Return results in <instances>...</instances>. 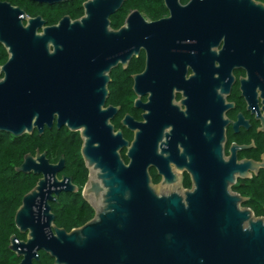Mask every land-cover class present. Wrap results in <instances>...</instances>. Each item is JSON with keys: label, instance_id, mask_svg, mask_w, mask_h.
<instances>
[{"label": "water", "instance_id": "95a60500", "mask_svg": "<svg viewBox=\"0 0 264 264\" xmlns=\"http://www.w3.org/2000/svg\"><path fill=\"white\" fill-rule=\"evenodd\" d=\"M125 1L85 0L81 17L65 15L51 26H44L40 15L28 17L0 1V42L10 53L0 80V131L43 134L56 122L80 132L89 170L82 195L95 211L70 231L56 225L51 202L79 186L71 176L59 177L64 155L54 163L47 151L29 152L16 170L40 178L15 214L16 227L27 238L13 234L9 248L22 257L19 264H34L41 250L54 264H264V216L230 190L235 173L244 178L249 169L264 170V156L259 162L225 159L224 135L205 132L200 119L179 117L173 102L191 59L183 50L214 45L225 32L264 66V3L164 0L169 17L148 21L134 9L114 29L110 17ZM142 50L146 67L133 75V89L143 120L128 113L121 121L134 133L130 141L112 123L120 106L105 105L112 70L119 64L126 69ZM172 162L192 170L193 190L166 193L154 184L152 167L164 173L163 183L176 178Z\"/></svg>", "mask_w": 264, "mask_h": 264}, {"label": "flooded vegetation", "instance_id": "af4514ba", "mask_svg": "<svg viewBox=\"0 0 264 264\" xmlns=\"http://www.w3.org/2000/svg\"><path fill=\"white\" fill-rule=\"evenodd\" d=\"M0 1L10 2L13 6L20 7L25 11L28 17L42 16L46 21L44 26L57 24L65 15L70 16V14L67 13L61 14L56 21L49 23L47 18H45L40 12L33 15L26 8L14 4L9 0ZM162 1L167 9V13L157 19H151L142 13L148 21H155L170 16V11L166 6L165 1ZM180 1L182 4H187L190 0H187L186 2H184V0ZM256 1L260 2V0ZM37 3H39V5H44V3ZM21 17L24 18V15H21ZM125 21L120 27L125 24ZM23 22L25 25L27 24L26 20ZM120 27L114 29H119ZM40 31H42V29H40ZM191 43H193V41H187V45H190ZM183 53L185 55H190L191 59L185 62L186 79L177 83L183 85L175 87L174 90L175 98L173 102L180 113L179 117L200 119L202 122V128L205 132L215 133L217 135L223 134L225 139L222 146L225 159H229L234 155L237 163L245 160L253 162L261 161L264 156V66L258 67L253 61L251 51L249 49H244L237 41L235 35L226 32L221 35L219 41L214 45H206L203 48H185ZM141 56L143 57L141 68L136 73L142 72L146 67L147 54L145 50H142L139 56L134 57ZM9 58L10 53L8 52V49L0 42V80L5 77L2 66L9 60ZM128 67L125 69L122 64H119L113 70L123 69L124 71H127ZM136 73L131 75L132 80L133 75ZM191 78L198 79L194 80ZM110 94L105 107L110 105L120 106L118 113L112 119V123L114 124V120L116 119H120L121 123L125 115L131 113L123 111L120 104L109 102ZM136 98L137 95L134 92L132 106L134 113L138 116L136 117L134 114L131 115L136 120H143L144 110L134 106ZM141 100L146 102L148 96H141ZM54 127L57 129H68L66 126L58 128L56 122L52 128ZM123 128L127 129L123 125L122 128L118 129L123 130ZM68 130L71 131L70 129ZM173 130V125L166 128V131L169 133ZM72 132L80 134L78 131ZM132 134L134 136L133 132ZM169 138H171V135H169ZM132 139L129 140L132 141ZM163 147L167 149L170 146L169 144L164 143ZM180 148L183 149L181 145ZM123 152L126 153V149L122 151V153ZM171 169L176 175V178L170 183H163L165 179L164 173L160 174V169L158 167H152L150 172L154 184L166 193H183L186 190L194 189L195 185L192 170H189L186 167L180 169L173 162L171 163ZM262 170L263 169H260L259 172L256 173L255 170L249 169L248 173L250 176L244 178L239 176V173H235L236 181L230 186L231 192L240 194L245 198V201H247L250 198V196L246 194L247 186L255 177L260 175ZM63 171L64 169L59 172L60 178L65 175Z\"/></svg>", "mask_w": 264, "mask_h": 264}, {"label": "trees", "instance_id": "16d2710c", "mask_svg": "<svg viewBox=\"0 0 264 264\" xmlns=\"http://www.w3.org/2000/svg\"><path fill=\"white\" fill-rule=\"evenodd\" d=\"M26 8L31 14L42 13L48 22H54L61 14H70L72 18H78L84 14L83 2L85 0H69L53 5H39L32 0H9ZM187 0H184L186 2ZM264 2V0H260ZM139 9L145 16L157 19L167 13L162 0H126L122 8L111 15L113 28L120 27L131 10ZM143 57H133L127 71L116 69L111 72L109 85V102L120 104L123 111L130 112L136 117L132 106L134 92L131 75L141 68ZM116 129L122 128L120 119L114 120ZM124 136L133 138L131 131L123 128ZM83 140L81 135L69 131L67 128H46L43 134L35 130L33 134L15 136L8 132L0 131V264H19V257L10 248V237L16 234L20 239H26L27 234H22L15 224V214L22 204L25 193L30 191L38 182L40 175L24 173L16 170L24 161L27 153L36 154L37 149L47 151V157L51 162H57L62 155L65 156L66 165L63 173L71 176L73 182L79 186L78 192H61L58 202H51L52 211L55 214V223L68 231L82 226L93 218L95 211L82 195L89 170L81 153ZM126 162L129 161L126 153H122ZM246 194L250 198L244 202L250 207L256 216H264V170L255 177L247 186ZM39 260L34 264H54L55 259L47 252H39Z\"/></svg>", "mask_w": 264, "mask_h": 264}, {"label": "rangeland", "instance_id": "374dc122", "mask_svg": "<svg viewBox=\"0 0 264 264\" xmlns=\"http://www.w3.org/2000/svg\"><path fill=\"white\" fill-rule=\"evenodd\" d=\"M243 206H245V205H243Z\"/></svg>", "mask_w": 264, "mask_h": 264}]
</instances>
